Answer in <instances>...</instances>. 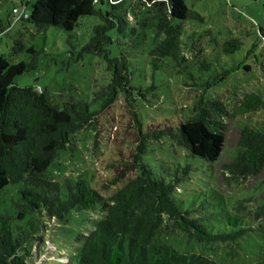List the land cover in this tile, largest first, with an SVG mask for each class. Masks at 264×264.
Instances as JSON below:
<instances>
[{
    "label": "trees",
    "instance_id": "16d2710c",
    "mask_svg": "<svg viewBox=\"0 0 264 264\" xmlns=\"http://www.w3.org/2000/svg\"><path fill=\"white\" fill-rule=\"evenodd\" d=\"M32 1L22 0L21 9H13L19 14L8 25L0 20V36L19 21L39 31L55 27L70 33L80 17L97 16L101 22L93 27L81 53L104 58L110 79L105 85H95L92 101L54 103L46 90L20 87L15 82L17 76L37 68L33 46L14 48L15 53L23 49L32 54L31 61H9L0 55V189L9 183L22 186L20 200L13 204L15 214H0V241L18 248L21 257H29L33 243H44L39 240L47 227L41 220L44 212L47 219L66 222L73 211H100L102 216L94 220L93 229L77 237L79 250L62 264H222L203 253L178 251L164 241L170 239L166 237L169 232L182 233L201 244H226L223 254L233 257L238 249L233 245L238 246L253 226L236 215H226L215 223L213 213H203L204 201L195 205L177 195L186 187L202 199L206 192L200 188L201 172L205 163L216 162L222 154L225 118L263 109L264 99L255 92L244 93L232 112L221 95L208 99V88L226 80L228 72H223L210 81L185 85L195 93L193 102L183 108L185 116L148 122L133 105L136 96L145 100L148 94L156 96L155 76L160 72L169 69L193 78L188 62L200 50H192L193 56L183 51L181 24L202 21L201 15L189 9L185 0ZM104 4L108 6L105 13L98 7ZM125 39L135 51L128 53L134 59L124 53L114 56L110 49ZM240 46L241 41L232 38L223 42L222 49L233 53ZM139 55L152 74L149 86L132 81L137 70L133 64ZM198 64L200 71L211 67L205 60ZM118 99L128 121L124 127L116 126L114 132L109 130L112 139H106L120 153L119 160L106 166L111 178L92 186L82 174L62 181L50 177L49 167L62 151L76 146L78 132L92 129L95 140L103 133L107 125L101 118ZM93 104L98 109L93 110ZM114 119H107L111 128L115 127ZM167 144L173 152L179 148L189 161L183 165L157 156L154 164L145 161L146 155L155 156L158 150L167 153ZM263 165L264 129L246 124L241 129L237 154L225 170L234 178H242L256 175ZM60 245L64 246L61 240ZM251 264H264V245Z\"/></svg>",
    "mask_w": 264,
    "mask_h": 264
},
{
    "label": "rangeland",
    "instance_id": "374dc122",
    "mask_svg": "<svg viewBox=\"0 0 264 264\" xmlns=\"http://www.w3.org/2000/svg\"><path fill=\"white\" fill-rule=\"evenodd\" d=\"M21 1L0 0V20L3 24L8 25L19 14L14 13L13 9L20 10ZM185 4L203 18L202 21L186 20L181 24L183 51L193 56L192 50H200L188 62L193 78L188 74H174L169 69L158 73L155 76L157 89L153 91L156 96L148 94L146 100L140 96L134 97L137 101L133 105L148 122L187 115L183 108L193 102L195 93L188 91L185 85L210 81L211 77L223 72H228L226 80L208 88V99L221 95L229 112L235 109L244 93L255 92L264 99V0H185ZM98 7L103 13L108 10L106 4ZM26 10L28 13L31 11V4ZM100 22L97 16L80 17L72 32L68 33L55 27L39 31L28 22L19 21L9 31L1 33L0 55H5L9 61H31L32 54L23 49L15 53L14 48H20V44L33 46L37 51V68L17 76L15 82L18 86L46 90L54 103L77 99L92 101L95 85L107 84L110 71L104 58L81 53V50L89 41L93 27ZM232 38L239 39L241 46L233 53H225L222 44ZM110 49L114 56L124 53L129 58H135L133 54H128L135 51L127 39L121 45H111ZM140 51L138 49L139 54ZM136 60L133 67L137 70L132 81L134 84L149 86L152 83L151 71L140 55ZM200 60L210 63V69L200 71ZM119 101L114 104L117 107L113 106L102 116V123L107 125L103 133L95 140L92 129L78 132L75 137L76 146L62 151L59 159L49 167L50 177L62 181L66 177L82 174L92 186L111 178L112 172L106 166L113 160H119L120 153L114 144H108V140L112 139L111 131L114 132L116 126L124 127L128 121L125 110L121 111L118 107ZM92 109L96 110L98 106L93 104ZM113 116L115 119L112 124L115 127L111 128L107 119ZM225 122L227 130L222 154L216 162L205 163L206 167L201 172L200 188L206 194L201 199L200 195L185 187V191L177 196L195 205L204 201L203 213H213L215 223L226 215H236L241 217L243 223L252 225L253 231L240 240L238 246L233 245L238 247L233 257L223 254L226 244H201L188 240L179 232H169L166 237L170 239L164 241L182 253H203L222 264H251L258 259L264 245V165L256 175L242 178L230 175L225 165L232 162L237 154L244 125L264 129V108L243 116L233 117L229 114ZM169 146L167 144V153L158 150L155 156L146 155L145 161L154 164L156 156L183 165L189 161L179 148L173 152ZM21 187L20 184L9 183L0 189V214H15L13 204L20 200ZM117 187L113 186L111 190ZM45 214H42L41 220L46 221L47 227L43 228V237L39 239L44 240V243H33L31 255L23 258L18 248L0 241V263L62 264L63 260L72 258L79 250L81 242L77 237L93 229L94 220L102 216L100 211H73L66 222H59L55 217L47 219ZM60 240L64 246L60 245Z\"/></svg>",
    "mask_w": 264,
    "mask_h": 264
},
{
    "label": "built area",
    "instance_id": "2783aa9c",
    "mask_svg": "<svg viewBox=\"0 0 264 264\" xmlns=\"http://www.w3.org/2000/svg\"><path fill=\"white\" fill-rule=\"evenodd\" d=\"M24 16V15H23Z\"/></svg>",
    "mask_w": 264,
    "mask_h": 264
}]
</instances>
